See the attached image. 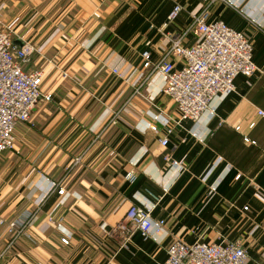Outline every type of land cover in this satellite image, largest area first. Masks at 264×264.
<instances>
[{"label": "crops", "instance_id": "1", "mask_svg": "<svg viewBox=\"0 0 264 264\" xmlns=\"http://www.w3.org/2000/svg\"><path fill=\"white\" fill-rule=\"evenodd\" d=\"M201 2L0 0L13 42L39 47L22 67L42 68L39 90L50 94L33 106L30 124L15 126L14 150L0 153V250L8 222L36 211L0 264H158L174 239H237L246 264H264V0L206 4L207 21L246 36L258 70L237 75L234 91L213 95L198 119L173 123L164 76L147 75ZM194 39L187 32L181 44ZM130 205L150 207L152 223L164 224L118 249L110 230Z\"/></svg>", "mask_w": 264, "mask_h": 264}, {"label": "built area", "instance_id": "2", "mask_svg": "<svg viewBox=\"0 0 264 264\" xmlns=\"http://www.w3.org/2000/svg\"><path fill=\"white\" fill-rule=\"evenodd\" d=\"M208 1L203 0L195 6L183 30L166 37L168 47L157 62L149 67L147 52L141 53L143 67H149L147 75L158 72L164 76L160 92L174 104L177 116L172 118L173 123L185 118L198 119L208 108L213 95L234 91L233 80L237 75L251 76L258 70L251 60V45L243 33L229 28L221 20L207 21ZM179 8V5H173L166 15L167 22L173 20ZM187 32H192L195 39L189 47H183L181 42ZM38 50L39 47L30 42L16 45L12 31L0 24V153L14 150L13 130L17 124H30V112L35 103L39 99L50 100V94L39 90L42 68L26 71L22 67ZM169 56L181 58L182 65L174 68L168 60ZM112 72L116 73V70L112 69ZM233 128L238 130L239 123L235 122ZM170 131L171 128H165L166 134ZM166 142V136L159 139L160 145ZM178 168L183 170L184 166L179 165ZM133 176L131 171L127 178L132 179ZM238 176L236 174L235 178ZM51 185L49 190L55 183ZM55 189L57 194L65 195L61 186ZM152 198L157 201L155 196L152 195ZM150 212V207L138 205H130L126 209L110 230L117 239L118 249L126 247L134 232H138L143 239L160 232L164 222L158 220L153 224ZM35 214L36 211H28L8 222V238L0 250V259L34 220ZM100 227L103 229L104 224ZM62 243H66V239H62ZM165 253V259L158 264H246L245 249L237 239L217 243L195 241L191 244L174 239Z\"/></svg>", "mask_w": 264, "mask_h": 264}, {"label": "rangeland", "instance_id": "3", "mask_svg": "<svg viewBox=\"0 0 264 264\" xmlns=\"http://www.w3.org/2000/svg\"><path fill=\"white\" fill-rule=\"evenodd\" d=\"M210 194V191H207V196ZM224 241H232V240H224Z\"/></svg>", "mask_w": 264, "mask_h": 264}]
</instances>
